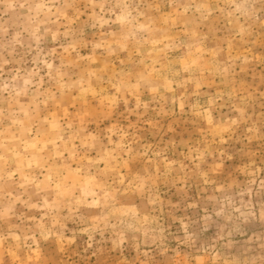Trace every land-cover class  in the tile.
<instances>
[{
	"label": "rangeland",
	"instance_id": "374dc122",
	"mask_svg": "<svg viewBox=\"0 0 264 264\" xmlns=\"http://www.w3.org/2000/svg\"><path fill=\"white\" fill-rule=\"evenodd\" d=\"M0 264H264V0H0Z\"/></svg>",
	"mask_w": 264,
	"mask_h": 264
}]
</instances>
